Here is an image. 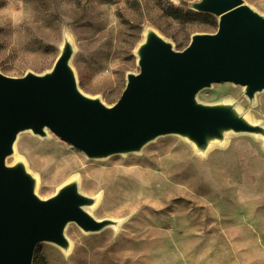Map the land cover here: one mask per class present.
I'll list each match as a JSON object with an SVG mask.
<instances>
[{
	"label": "rangeland",
	"instance_id": "obj_1",
	"mask_svg": "<svg viewBox=\"0 0 264 264\" xmlns=\"http://www.w3.org/2000/svg\"><path fill=\"white\" fill-rule=\"evenodd\" d=\"M199 1L0 0V72L42 74L68 40L78 88L112 106L126 75L138 72L136 49L146 31L178 51L193 34L215 31L217 17L193 9ZM243 2L264 16V0ZM196 99L233 104L264 127V90L249 101L240 85L214 82ZM23 132L6 162L24 164L38 197L76 181L82 194L101 197L94 218L117 221L96 233L68 223L70 248L41 242L32 264H264V136L231 132L202 153L169 134L139 152L88 158L50 129L43 137ZM125 172L150 175L154 189ZM140 194L150 197V210L134 201Z\"/></svg>",
	"mask_w": 264,
	"mask_h": 264
},
{
	"label": "water",
	"instance_id": "obj_2",
	"mask_svg": "<svg viewBox=\"0 0 264 264\" xmlns=\"http://www.w3.org/2000/svg\"><path fill=\"white\" fill-rule=\"evenodd\" d=\"M192 7L217 17L215 31L193 34L180 51L155 30L146 31L136 49L138 72L126 75L112 106L80 91L68 40L42 74L11 77L0 72V264H32L41 242L67 251L68 223L85 233L117 225L84 209L95 201L79 191L76 181L64 183L46 199L38 197L24 164L6 162L23 131L43 137L50 129L88 158L139 152L169 134L186 138L202 153L228 132L264 136V127L233 104L196 99L214 82L240 85L249 101L264 90V16L243 0H200Z\"/></svg>",
	"mask_w": 264,
	"mask_h": 264
},
{
	"label": "bare ground",
	"instance_id": "obj_3",
	"mask_svg": "<svg viewBox=\"0 0 264 264\" xmlns=\"http://www.w3.org/2000/svg\"><path fill=\"white\" fill-rule=\"evenodd\" d=\"M246 118H248L249 121H251L252 123L254 122L252 119H250L249 117L245 116ZM25 133V132H22L20 133L21 135ZM231 134V132H228L225 134V139L228 137V135ZM19 135V134H18ZM212 143H210V145L208 146L207 148V151L213 146ZM118 173L115 174V176L117 175ZM146 174V173H145ZM124 175L127 177V175H129V177L132 179V180H136L138 181L140 184H143L145 186H147L148 189L152 190L154 189V179L150 176V175H143V174H132V173H124ZM126 196V195H125ZM127 197V196H126ZM101 200V197L100 196H96V201L94 203L93 206L91 207H85L84 209L91 214L92 210L98 205L99 201ZM124 201V200H123ZM137 205L141 208V209H144V208H147V209H151V206H150V202H151V199L149 196L147 195H143V194H140L139 196L136 197V199L134 200ZM130 202V201H129Z\"/></svg>",
	"mask_w": 264,
	"mask_h": 264
}]
</instances>
